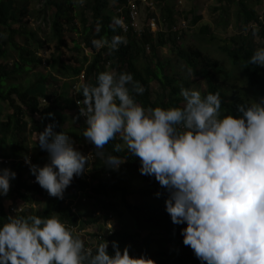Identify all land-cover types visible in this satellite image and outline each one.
Segmentation results:
<instances>
[{
    "label": "trees",
    "instance_id": "trees-1",
    "mask_svg": "<svg viewBox=\"0 0 264 264\" xmlns=\"http://www.w3.org/2000/svg\"><path fill=\"white\" fill-rule=\"evenodd\" d=\"M24 1L0 0V104H5L10 111L0 121V159L8 160L10 170L16 173L12 193L6 200L0 199V223L5 222L10 215H57L68 228H76L73 234L78 235L86 247L95 249L104 240L108 242L107 251L111 255L112 242L115 241L121 250L127 246L130 256L143 255L154 260L155 264H201L192 249L182 243L180 230L185 225L173 224L165 211L167 191L154 177L140 174L139 158L128 152L119 136L103 148L105 155L112 154L124 159L118 168L113 169L105 165L103 159L96 155L95 146L83 137L85 121L68 127L69 118L62 112H75L77 120L84 117L79 112L80 107H77V101L82 100V96L79 90H74V85L78 86L82 81L95 83L97 74L105 70L131 73L133 80L144 88L142 94L134 95L136 101L145 108L180 106L183 103L180 88L189 85L187 80L178 79L167 72V69L177 64L184 65L204 81L202 95L220 93L222 113L227 111L236 115L237 105L264 97V66L248 63L254 50L264 46V14L255 10L264 0H252V3L248 0H227L237 7L235 23L238 28L244 26L248 29L247 33L225 39L221 33L230 25L228 13L225 8H217L215 11L223 14L215 21L217 31L202 26L194 36L193 44L187 46L183 44L187 43L184 41L185 29L180 24L184 19L188 20L190 26L202 22L201 5H191L189 16L186 17L178 10L174 11L173 0H154L163 27L155 36L147 32L137 38L132 31L124 34L118 27L113 33L109 27L113 16L128 17V0H85L84 9H80L72 0H43L45 9L54 10L50 37L44 44L35 32L21 25L19 16L22 12L13 8V4ZM97 21L101 24L99 33L95 31ZM17 24V28H12ZM67 29L79 36V41L72 40V48L68 46L69 50L76 52L74 57L69 56L70 63H65L60 54H54L65 45ZM252 31L257 32V41L251 39ZM113 34L123 35L127 43L111 54L106 48L95 49L91 43L94 38H110ZM16 37L22 38V43L16 42ZM165 48V55L171 58H161L160 53L162 55ZM51 49L53 51L47 59L38 56V51L46 53ZM9 50L16 57L11 64L8 63ZM84 50L89 52V56L76 58ZM42 66L49 69L47 74L38 73L32 79L28 77L32 69ZM53 72L64 82L53 92H48L46 86ZM154 83L158 84L155 91L152 87ZM68 90L73 95L75 93L74 98H69ZM49 113L52 115L49 116ZM26 117L29 121H25ZM50 123L55 125L53 131L66 132L73 141V147L83 155L88 156V151L92 150L88 156L87 173L78 177L74 175L62 199L48 196L24 162V152L27 151L24 136L26 124L30 125L29 132L37 152L32 161L39 165L47 152L35 143L36 136ZM6 140L7 149L4 148ZM117 143L121 144L119 152L114 151ZM30 179L34 180L33 184ZM33 195L41 199L49 198L42 211L10 214L11 207L19 203L24 205ZM128 197H132L134 202L129 203ZM67 199L70 202L65 204ZM86 199L87 205L80 209L78 201ZM117 199L118 206L115 204ZM108 213L120 218L126 213L131 220L132 230L120 225L108 233L104 226L103 232L94 234V243H89L83 230L98 224L100 219L103 225L106 224L104 217Z\"/></svg>",
    "mask_w": 264,
    "mask_h": 264
},
{
    "label": "clouds",
    "instance_id": "clouds-1",
    "mask_svg": "<svg viewBox=\"0 0 264 264\" xmlns=\"http://www.w3.org/2000/svg\"><path fill=\"white\" fill-rule=\"evenodd\" d=\"M72 2L83 5L85 0ZM123 24L113 16L109 27L115 33ZM100 29L97 21L95 31ZM91 43L111 54L127 40L113 34ZM248 63L264 66V46ZM77 87L83 137L115 169L124 159L105 155L103 148L119 136L139 158L140 174L154 177L167 191L165 211L173 224L185 225L182 243L201 264H264V97L237 105L232 115L221 112L219 92L202 95L183 86L182 105L145 108L134 95L144 88L127 72L101 71L95 83L82 81ZM54 127L46 125L35 140L47 152V162L31 164L27 155L24 162L49 196L62 199L74 175L86 170L92 150L83 155L66 132ZM120 150L121 144H115L114 151ZM15 175L0 169V195L7 194ZM101 241L95 249L86 247L57 215L8 216L0 223V264H155L143 255L130 256L128 247L121 250L115 241L110 255L108 242Z\"/></svg>",
    "mask_w": 264,
    "mask_h": 264
},
{
    "label": "rangeland",
    "instance_id": "rangeland-1",
    "mask_svg": "<svg viewBox=\"0 0 264 264\" xmlns=\"http://www.w3.org/2000/svg\"><path fill=\"white\" fill-rule=\"evenodd\" d=\"M150 1L153 3L154 8L156 9L154 0H150ZM178 1H180L181 3L179 4ZM248 1H250L252 3V0H248ZM172 4L174 5L173 6L174 11L178 10V12L182 16L186 15V17H187V15L189 16L188 10L190 9L191 5L192 6H193V4L195 6L201 5L203 7V13H202L203 19H202V22H200L198 25L190 26L187 23L188 22L187 19H184V21H182V23L180 24L181 26H183L185 24L184 36H186V39H184V41H187V43L182 41V43L184 42L183 43L184 46H187L186 44H190L191 42L194 41V36L197 34L198 30L202 26H209V29L211 31H214V32L217 31V27L214 25L215 21H217L220 18V15L223 16V14H219V12L217 10L215 11V9H217V8H222V9L225 8V11L228 13V17H229L228 19L230 21L229 22L230 25L228 26V29L225 32L221 33V35L225 39L228 40L232 36H239V34H245L248 32V29H245L244 26L238 28L237 24L235 23V12H236L237 7L234 5V3L227 2V0H173ZM13 5H14L13 8L15 10H17V11L20 10L22 12L21 15L19 16L20 20H21V25H23L24 28H26L28 31L35 32L37 34L38 39L40 41H42V43L45 44V42L48 41V39L50 37V24H51L53 15H54V10L45 9L44 4H43V0H26L22 3H17V4L15 3ZM77 6L80 9H84L85 3L83 5H77ZM255 10L261 14H264V1L262 4L256 6ZM86 14H89V13L86 11ZM154 15H156V16L150 15L149 10L142 7L140 10V17H141L142 26H144L146 24L147 20L150 17H155V18L157 17L156 18L157 19L156 26H158V24H161L160 19L158 18V16H160V14H159L157 9L155 10ZM178 16H179V14H178ZM76 23H77V26L79 27L78 20H76ZM17 27H18V24L12 26V28H17ZM155 35H157V32ZM251 35H252L251 39L253 41H257V39H258L257 32L255 33L252 31ZM65 40H66L65 45L60 47L58 51H55L54 54H55V56H58L60 54L62 56L61 57L62 60H64L65 63H70L69 56L74 57L76 52L72 51V49L69 50V48L73 47L74 42L72 40H78L79 41V36H77L75 32L69 31L67 29L65 31ZM15 41L18 43H22L23 39L16 37ZM191 44H193V43H191ZM68 46H69V48H68ZM52 51H53V49H51L50 51H46V53L40 52V51H38L37 53H38V56H41L42 58L47 59L50 52H52ZM166 53H167V48L162 50V55L160 53V56L162 59L171 58L168 54L165 55ZM83 56L88 57L89 52L84 50L76 58L79 59V58H82ZM14 58H16L15 54L11 50H9L8 63L11 64V62ZM48 72H49V69H47V67L42 66V67L32 69L31 72L29 73L28 77L32 79L34 77V75H37L38 73L47 74ZM167 72H168V74H173V76H175L178 79L187 80L189 87H192L196 90H199L200 92H202L204 89V84H203L204 81L202 79H200L199 77H197L196 75H194L193 72H191L190 70H187V68H185L184 65L179 66L176 64V66H174L173 68H170L169 70L167 69ZM63 82H64V79L59 78L58 75H56L53 72L52 77L49 79V82L46 86L47 91L53 92V90L57 89V86H62ZM74 86H75V88H74V90H75L77 87V84ZM152 87H153V90L155 91L158 88V84L154 83V86L152 85ZM70 92L71 91L68 90L69 98L70 97L74 98L73 93H70ZM80 106L81 105L77 104V107H80ZM77 110L78 109H76V112H77ZM9 113H10V111H9L8 107L5 104H0V121L4 120ZM62 114H65L66 117L69 118L68 124H67L68 127L85 121V117H80V119L77 120L75 112L74 113L73 112L67 113L66 111H63ZM25 121H29L28 117L25 118ZM67 125H66V127H67ZM29 129H30V125L26 124L24 136H25V146H26L27 151L24 152V156L25 155L29 156L31 163H33L32 159H33V157H35L37 155V152H36V148L32 142ZM4 148L5 149L8 148L7 140L4 142ZM41 159L42 160H41L39 166H43L47 162L48 154L43 155ZM2 164L3 163L0 161V169L7 168L10 170V167L8 166L9 164H3V165ZM27 172H29V171L27 170ZM9 183H10V186H9V190H8L7 194L6 195H0V199L6 200L8 198L7 196L12 193L13 188H14L13 179H10ZM48 201H49V198L41 199L40 197L33 195V196H31L30 200L24 204L25 208L23 209L22 213L28 214V213H33L36 211H42L43 208H45L46 203ZM80 201H78L80 204V209H83L84 206L87 205L88 201H87V199H86V201L85 200H80ZM127 201L129 203H133L134 199L132 197H128ZM69 202H70V200H68V199L65 200V204L69 203ZM117 202H118V199L115 201V204H117V206H118ZM72 203H74V202H72ZM20 205L21 204L19 203V206ZM120 209H122V208H120ZM73 210L75 211L76 209H73ZM89 211L90 210L88 209V212ZM96 215L100 216V213H96ZM10 216H12V215H10ZM100 217H102V216H100ZM104 218H106V224L103 225L102 219H100L98 224L92 225L91 227L83 230V233L85 234L84 236H86V240L89 243H92V242L94 243V238H93L94 234L98 231L103 232V228L106 225H109L114 229L117 226L125 225L126 227H128V229L132 230L131 220H130V218H128L126 213H124V215L121 218L116 216L115 214L108 213V215ZM99 227L102 229L99 230Z\"/></svg>",
    "mask_w": 264,
    "mask_h": 264
},
{
    "label": "built area",
    "instance_id": "built-area-1",
    "mask_svg": "<svg viewBox=\"0 0 264 264\" xmlns=\"http://www.w3.org/2000/svg\"><path fill=\"white\" fill-rule=\"evenodd\" d=\"M180 3L181 2L179 1V4ZM142 7L148 9L150 12V15L156 16V15H154L155 14L154 5L150 0H128L127 6H126V15H128V17H125V16L121 17L123 19V22H124L123 27L121 28V31L124 34L132 31L138 38H140L145 33V31L150 32V33H156L160 30L161 24H158V26H156V22H157L156 18L157 17L156 18L150 17L147 20L146 24L144 26H142L141 17H140V10ZM182 27L185 29V24L183 26H181V28ZM80 78H81L80 80H83V76H81ZM89 153H91V150L89 151ZM0 161L4 164H9L8 160L0 159ZM30 163H31V161H30ZM31 164H33V163H31ZM26 165H27V169L29 170V165L28 164H26ZM83 174H86V171H84ZM30 182L33 184L34 180L30 179ZM47 195H48V193H47ZM24 208H25V206L22 204L20 206L18 205L16 207H11L10 208V214H20L23 212ZM72 230L76 231L75 228H72ZM106 230L108 231V233H111L112 227L109 225H106Z\"/></svg>",
    "mask_w": 264,
    "mask_h": 264
}]
</instances>
